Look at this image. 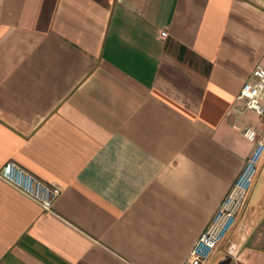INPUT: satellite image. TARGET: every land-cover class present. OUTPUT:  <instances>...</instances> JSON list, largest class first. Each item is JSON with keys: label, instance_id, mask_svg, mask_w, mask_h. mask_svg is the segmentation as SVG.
<instances>
[{"label": "crops", "instance_id": "obj_1", "mask_svg": "<svg viewBox=\"0 0 264 264\" xmlns=\"http://www.w3.org/2000/svg\"><path fill=\"white\" fill-rule=\"evenodd\" d=\"M257 65L264 0H0V170L62 191L0 177V264H186L264 133ZM230 251L264 264V159Z\"/></svg>", "mask_w": 264, "mask_h": 264}, {"label": "built area", "instance_id": "obj_2", "mask_svg": "<svg viewBox=\"0 0 264 264\" xmlns=\"http://www.w3.org/2000/svg\"><path fill=\"white\" fill-rule=\"evenodd\" d=\"M161 35L166 38L169 33L163 30ZM252 75L254 79L245 81L238 95V99L244 104L236 106L235 110L239 113L253 110L264 123V66L257 65ZM243 133L254 143L253 151L205 231L195 243L186 264H209L212 254L233 229L240 212L246 205L259 164L264 159V133L254 125L245 127ZM0 177L39 202L46 211L53 210L55 201L62 193L14 160L4 165L0 170Z\"/></svg>", "mask_w": 264, "mask_h": 264}, {"label": "water", "instance_id": "obj_3", "mask_svg": "<svg viewBox=\"0 0 264 264\" xmlns=\"http://www.w3.org/2000/svg\"><path fill=\"white\" fill-rule=\"evenodd\" d=\"M234 254H235L234 251H230V252L228 253L229 257L226 258L221 264H227V263L231 260V258H232V256H233Z\"/></svg>", "mask_w": 264, "mask_h": 264}]
</instances>
